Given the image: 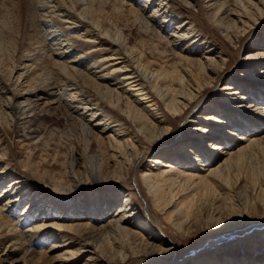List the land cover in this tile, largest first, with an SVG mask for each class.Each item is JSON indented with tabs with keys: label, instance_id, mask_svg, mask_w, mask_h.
I'll list each match as a JSON object with an SVG mask.
<instances>
[{
	"label": "bare ground",
	"instance_id": "1",
	"mask_svg": "<svg viewBox=\"0 0 264 264\" xmlns=\"http://www.w3.org/2000/svg\"><path fill=\"white\" fill-rule=\"evenodd\" d=\"M174 1L178 4L175 5ZM19 3L16 11L10 8V4V6L4 5L0 7V61L4 59V61L8 60L7 63H9L15 60L17 62L15 65L13 64L14 61L10 62L13 70H23L17 76V82H13V84H10L11 79H8L10 82L6 80L8 82L6 84L0 74V93H4V96H2L8 104L4 103V105L9 106L8 108L11 110L10 112L5 111L2 100H0V129L5 133V136L7 131L4 128V123H7L8 120L13 121L23 115V121L31 123L28 127L22 129V136L26 138V141H21V147L25 149L29 145V139H35L40 135L43 128L35 126L39 118L36 117V113L31 114L34 105L31 106V102L28 103L27 101L44 93L48 95L54 94L58 96V99H61V94L63 93L65 98H68V103L71 104V107L65 106L66 111L81 116L82 120L87 117H89L88 121L91 122L98 119L93 126L101 128L99 139L110 141L115 148L121 147L125 150L130 149L129 146L132 144L135 149L139 146L143 147L142 137L150 143L159 140L163 134L172 130V118L176 116L183 115V120L180 124L183 129L191 117L195 118L193 116L196 110L209 111L210 113L208 112L204 116H196L198 119H202L205 125L194 128L196 132L192 135V139L189 142L190 145L187 151L194 153L195 157L192 158L193 160H188L186 155L184 153V155L181 154V152L172 154V156L175 155L173 160L178 161L179 166L185 167L183 170L173 167L168 170L162 169L159 172H154L149 168L145 173L143 172L144 182L152 194L156 207L165 215L169 223L183 230L184 228H190L189 224L192 223V226H194L195 221L201 220L203 209L208 205L212 206L218 214L225 212L227 214H236L241 211L238 209L241 207V200H238V198H243L244 195L242 197L238 195L242 191H244V194L247 193L250 184L254 194H256L253 205L259 203L264 207V186L262 184L264 176L261 172L256 173L255 170L251 172L250 177L246 178L248 180L246 185L240 186L244 189L240 190L239 194L237 188L239 187L238 181L240 178L236 174V177L234 176L236 182L232 183L230 179L231 175L235 173L231 174V170H238L240 166L242 167L241 163L243 162L244 164V160L250 154L259 157L261 145L264 144L260 143L264 140V136L257 137L255 135L257 130H264V116L259 113L246 114L238 106H233L232 108L231 105L233 101L242 102L246 100L264 104V80L252 78L253 76H250L251 78L249 79H240V77L245 75L241 73L238 78L236 76L229 83L224 84L222 89L229 90L223 96L224 102L211 100L205 106V98L201 97L202 92L207 90L206 86H209V83L212 84L215 80L213 81L212 78L211 82L207 81L209 83H201L202 75L217 70L214 66L216 63L221 69L227 68L230 62H228L229 57L222 51L221 46L213 38L204 35L192 17L183 15L182 9H191L190 6L194 5L193 0H32V2L25 4L23 1ZM43 5L44 7L41 8ZM105 6H108L109 10H106L108 7L105 8ZM43 10L44 12H42ZM200 11L207 16L206 20L209 23L210 30H212L211 32L215 33L222 30L225 36L237 44L244 39L243 36L247 33L245 25L249 23L251 17L255 18L254 22L260 23L259 26L262 25L264 0H206V3H200ZM21 13L25 14L26 18ZM77 13L93 22L94 26L105 37L95 36L84 22L82 24L75 18L74 15ZM22 17L27 20L29 26L36 29L42 25L46 28V25L51 23L48 27H51L52 30L46 28L47 31L43 33L45 38L43 43H40L38 39L33 42V45L25 43L22 45L21 42L19 43L17 34H19L18 29L21 26L17 28L16 20L19 21ZM241 17L247 18L244 24L239 19ZM114 18L117 20L131 19L135 27H138L140 33L149 37L150 45L147 47L149 51L147 52L146 50L145 52L143 50L144 38H141L136 43L132 42V38H126V35L118 27L113 32L110 26L113 24L117 26L114 23ZM239 22L241 23L240 26L238 25ZM253 23H250V25L252 26ZM238 28H241V33L237 31ZM40 30L42 31L43 29L40 28ZM243 33L245 34L243 35ZM249 36L245 37L244 42ZM258 41L264 42V34L259 37ZM147 43H145V46ZM160 44H166L168 47L170 45L171 53L165 54L167 51L160 49ZM102 46L113 48V50L105 49ZM254 47L257 48L258 46L254 43V46L252 45L249 49H255ZM96 51L100 53L94 54ZM45 52H51L52 57L57 55L60 60L63 59L56 63L61 68L62 73L57 74V80L52 79L49 81V73L46 71L49 69H44V66L40 64L42 61H38L47 58ZM171 55L174 62L172 64L166 63V57ZM155 56L162 62L157 63L151 60ZM246 61L247 63L244 65L246 67L245 71L264 72L263 54L249 55ZM81 68H83V74L79 72ZM25 78L33 81L30 87L22 88V90L17 89L20 80H25ZM98 80L102 82L97 84ZM175 85H178V87H175ZM111 86L116 89L110 88ZM96 88L97 90L98 88H104L109 94V98L106 99L108 104H104L101 108L99 103H92L93 95L91 92L95 93ZM3 89L5 91H2ZM151 89L152 92H155L159 101H162L165 106L163 109L169 114L161 111L162 108L158 104L159 101L152 96ZM101 91L99 90V92ZM125 95L128 97L125 98L126 100L123 99ZM235 95H238L237 98H232ZM25 97L28 99L25 100L27 104L16 106L15 108V102ZM112 98L114 99L112 100ZM226 101L227 103H225ZM249 104L248 107L262 108V106H258L259 104ZM88 112L90 114L86 115ZM109 113L118 117H114ZM113 122L115 124L110 126ZM129 124L136 126L138 132L136 135L127 133L125 128ZM113 128L115 129L112 130V135L105 136L107 131H111ZM237 131L239 133H236ZM184 137H187L186 134H183L182 138ZM206 137L215 141L208 150L202 146V141ZM136 141L139 145L135 144ZM237 141H241L244 144L241 143L242 145L236 151L230 150L229 147H232ZM1 143L0 138V149ZM217 150H222L220 154H227L229 157L219 162V165H214L213 160L217 157L214 152ZM167 153L169 154V151L159 153V156H156L151 161L157 165L163 163V159L169 157ZM6 154L7 150L0 152V159L6 158ZM201 155L202 157H200ZM1 162L0 186L12 177L9 164L4 166ZM17 162L28 175H33L32 177L34 178L30 180L33 184L44 182L47 175L40 173L33 163L30 164V161L24 160ZM171 164L167 163V166ZM212 164L213 166L210 167ZM247 173L249 175L250 171ZM49 177L53 181L54 189L57 193L66 190L68 185L66 186L67 183H65L66 181L64 182L63 178ZM27 179L26 176L25 178L23 176L14 177L10 184L0 192V247L4 245L8 237L13 236L16 233L15 231H17L9 227L5 221L4 212L13 213V208L17 204L20 205L21 203L19 202L25 199V208L22 214L17 216V219L24 226H32L26 227L22 234H27L36 227L44 229L52 226V228L69 230L75 232V234L78 233L76 235H80L82 232H88L91 235L95 230L104 227L107 233L109 232L108 234L125 236L132 250L139 247V252L159 249L160 253H163L171 249L168 243L162 240L163 238L159 239V235L156 236L155 231H147L148 222L143 219L141 210L134 206L129 193L125 196L124 204L117 208L113 219L103 226H97L92 224V221L82 222L83 218L86 217L85 212L84 210L78 212V209L84 208L86 211L88 210L89 213H86V215L92 213V220L99 221L101 216L105 215L103 213H107L109 208L115 205L120 193L118 194L119 196L114 194L108 197L104 204H102L101 199L93 198L91 199L92 206L89 205V207L80 204H69L63 207L59 200L61 196L55 195L52 199L55 201L52 208L47 203L40 209V213L34 214L35 207L40 202L37 194L33 195L30 200L28 199L35 189H33L32 183ZM219 179L224 181L225 185ZM182 180H184V183L179 184ZM178 185L186 194L183 193L177 196L178 194L174 192V186L177 187ZM256 200L259 201L257 202ZM242 204L248 206L247 200H244ZM78 205H80L79 208L77 207ZM59 211L61 213L57 214L56 212ZM73 215L75 219L80 221L68 223L69 220H74ZM2 216L5 220L2 219ZM55 216L59 220L56 223L50 224L42 221L43 223L37 224L41 220L51 217L55 218ZM141 219L144 221L142 222ZM260 220L263 222L264 218ZM241 226L237 224L233 231L209 240L208 245L202 248L193 249L188 253L189 258H193L192 262L194 261V264H264V256L249 258L238 256L237 251L234 250L228 255H224L225 251L223 250L217 254L204 250V248L216 244V241L221 244L229 241L232 235L238 236L241 233ZM21 239V241L17 239L9 243V252L11 250L22 252L23 250L24 253L20 257L21 259L26 262L35 261L38 257L37 251L27 245L31 242V239H27L23 235H21ZM65 241L64 245L71 243L68 239H65ZM89 242L81 239V244L78 243L80 247L69 253L72 255L89 253V257H87V263L89 262V264H111L112 260L102 258L95 251H89L91 250ZM135 251L134 254L139 253L137 250ZM41 254L45 255V252ZM124 255L121 254L123 258L125 257ZM119 256L120 254H118V258ZM38 259L40 258L38 257ZM200 260L204 262L200 263ZM175 262L166 261L161 262V264H174Z\"/></svg>",
	"mask_w": 264,
	"mask_h": 264
},
{
	"label": "rangeland",
	"instance_id": "2",
	"mask_svg": "<svg viewBox=\"0 0 264 264\" xmlns=\"http://www.w3.org/2000/svg\"><path fill=\"white\" fill-rule=\"evenodd\" d=\"M21 1H23L24 4L32 2V0H6V2L5 0H1L0 7L10 4V8L13 9V11H16L18 9L17 7L20 4L19 2ZM193 2L195 6L191 5V9H182L183 15L192 17L196 24L199 26V30H201L204 35L213 38L221 46L222 51L226 54L227 57H229L228 62H230V64L227 65V68L221 69H219V66L217 65L218 63H216V65L214 66L217 70L208 72V74L206 75H202L201 83H209L211 82L212 78L213 81L215 80L212 84L209 83V86H206L207 90L202 92L203 94L201 97L205 98V106L208 105L211 100L224 102L223 96H225L227 91H229L222 89L224 87V84L229 83L230 80L232 78H235L236 76V78H238V75L241 73L245 75L240 77V79H249L251 78L250 76H253L252 78L259 79L261 81L264 80V72L256 73L245 71L246 67L244 66L247 63L246 59H248L249 55H264V42L258 41L259 37L264 34V19L262 25L259 26L260 23L254 22L255 18L253 19L251 17V19H249V23L245 25L247 33L245 36H243V38L245 39V37H248L250 34L251 36H249V38L245 42L243 39L241 40V43L236 44L232 42L227 36H225L222 30H220L219 32H215L216 34L211 32L212 30H210L209 23L206 20L207 16L204 12L200 11V3H206V0H193ZM174 4L176 5L178 3L174 1ZM43 7L44 5L41 6V8ZM107 7L108 6H105V8ZM66 9L69 11L68 8ZM106 10H109V7ZM42 12H44V10ZM77 14L74 15L75 18L78 19L82 24L84 22L86 27H88L95 34V36H104L102 35L101 31L94 26L95 24L93 22ZM23 16L26 18L25 14H23ZM24 17L20 18L19 21L15 19L18 24L17 28L21 26V31L20 29H18L19 34L16 33L19 43L21 42L22 45L24 43L33 45V42H35L37 39L40 43H43L45 41L43 33L47 31L46 28L52 30L51 27H48L51 25V23H48L46 25V28L42 25L41 27L37 26L38 29H36L29 26L27 20ZM239 19L243 21L241 22L242 24L247 21V18L244 17H241ZM114 23H116L117 26H115L114 24L110 26L113 32H115L118 27V29H120L121 32L126 35V38H132V42L136 43H138L141 38H144L145 42L143 50H145V52L146 50L147 52L149 51L147 48L150 45V40L148 39L149 37L142 35L138 27H135V25L132 23L131 19L117 20L116 18H114ZM241 23L239 22L238 25L240 26ZM250 23H253L252 26L250 25ZM40 28H42L43 30L41 31ZM240 29L241 28H238L237 31L241 33L242 30ZM20 32L22 33L20 34ZM61 33L63 34V32ZM244 34L245 33H243V35ZM253 42L258 47H254L255 49L250 50L249 47H251L252 45L254 46ZM145 43H147L146 46ZM160 45V49H165L167 51L165 54L171 53L170 45L169 47L166 44ZM102 47L105 49L108 48L107 46ZM108 50H113V48H108ZM98 53L100 52H94V54ZM45 54L47 55V58L38 61H42L40 62V64L41 66H44V69H49L46 70L49 73V81L52 79L57 80V74L62 73L61 68L56 63L57 61H62L63 59L60 60L59 56L57 55H54V57H52L51 52H45ZM166 59V63L172 64L174 62V59H172V55L166 57ZM151 60L156 61L157 63L162 62L156 56L152 57ZM7 61L8 60L4 61V59L0 61V74L6 84L8 83L7 81H9L8 79H11V82H9L10 84H13V82H17V76L23 70H13V66L10 64V62L14 61V65L17 62H15V60H12L7 63ZM6 63L9 65L7 66ZM80 70L81 71L79 72H82L83 68H81ZM83 73L84 72H82V74ZM208 80L209 82H207ZM32 82L33 81L30 79H21L18 83L19 86L17 89L22 90V88H28L30 87ZM97 82V84H99L102 81L98 80ZM175 87H178V85H175ZM110 88L116 89L114 86H111ZM99 90H102L101 92L104 91L102 93L103 95L101 94V92H99ZM2 91H5V89H3ZM95 91V93L93 91L91 92V94L93 95L92 103H99L100 108L104 106V104H108V101L106 99L109 98V94H107L106 90L104 88H98L97 90L96 88ZM150 91L152 92V89ZM97 92H99L100 95L99 93L96 94ZM112 92L116 94L114 90H112ZM151 94L153 97L157 98L155 92H152ZM2 95L4 96L3 92L0 93V100H2L3 107H5V111L10 112L11 110H9V106H7L8 104L5 101L6 99H4ZM238 95L232 96V98H237ZM66 98L63 93L61 94V99H58V96L54 94L48 95L47 93H44L39 94L36 97L31 98V100L27 101L28 103L31 102V106L34 105V109L31 114L36 113V117L39 118V121L35 126H37V128L38 126H40L39 128L43 129L40 135L35 139H29V141L27 140L29 142V145L25 149H23L24 147H21V141H26V138L22 136V129L28 127L31 122L25 123L23 121V115L13 121L8 120L7 123H4V128L6 129L7 134L5 136V133L0 129V138L2 141L0 152L2 153L7 150V154L6 158H1L0 161H2L1 164H3L4 166L6 164H9V167L11 168L10 171H12V177L7 179V181H5V183L0 186V192L8 184H10V181L14 177L23 176L25 178L26 176L28 178L27 180L29 181L34 178L32 177L33 175L30 176L27 172L22 170V166H20V164L17 162L20 160L30 161V164L33 163L40 173L47 175L44 182H38L39 184H33L30 181L32 183V186L34 187L33 189L35 190L33 191L32 195L28 197V199L30 200L33 195L37 194V198L40 202L39 205L35 207L34 214H38V212L40 213V209L47 205V203L48 206L52 208L55 203V201H53L52 199L53 197H55V195L61 196L59 200L63 207L69 204H80L84 206L87 205V207H89V205L92 206L91 199L93 198L101 199V201L103 202L102 204H104L108 197L113 196L114 194H116L117 196L120 195L115 205L109 208L107 213H103L105 215L101 216V220L99 221L92 220V213L86 215V213H89L88 210L86 211V209L84 208L78 209V212H81L82 210H84L85 212L86 217L83 218L82 222L92 221V224L97 226H103L107 224L111 219H113L117 208L120 205L124 204L125 196L127 193H129L134 206L138 207L141 210L143 219H146L148 222L147 231H155L156 236L159 235V239L163 238L162 240L166 241L171 249H168L167 252L163 253H160L159 249H149L139 252V247H136L135 250H137L139 253L134 254L136 251L130 248V243L129 241H127V238L125 236L112 233L108 234L109 232L107 233L104 227H100L98 230H95V232H92L91 235L88 234V232H82L80 235H76L78 233L75 234V232H71L69 230L52 228V226L45 227L44 229H38L36 227L27 234H22L26 227L32 226H24L17 219V216L22 214L23 209L26 205V200L22 199L19 202L21 204H17V206L13 208V213L15 212V214L9 211H5L4 218L6 220L2 216V219L8 223L9 227L17 231H15L16 233L13 236L8 237V239H6V241L4 242V245L0 247V264H86L89 253H77L76 255H72L71 253H69L80 247L79 244H81V239L84 241H90L89 245L91 246V250L89 251H95L97 252V255L101 256L102 258L112 260L111 264H161V262L166 261H176L174 264H194V261L192 262L193 258H189L188 253L190 251L196 248H202L205 245H208L207 243L209 242V240L224 235L226 234V232L233 231V228L237 224L242 225L240 227L241 229L239 228L241 233L238 236L232 235L229 241L222 242L221 244L217 243L216 241V244L204 248V250L216 254L223 250L225 251L224 255H228L229 253L233 252L232 250H234L237 251L238 256H246L249 258H260L261 256H264V221L262 222L260 220L261 218H264V207L259 203L253 205L256 194H254L251 184L249 185V191H247V193L245 194L244 191H242V189L244 188L240 187L246 185V181H248L247 179L250 177L251 172H253L254 170L256 171V173L261 172L264 176V152H262L264 151V144H262L264 143V140L260 142L262 144V148L260 150L261 152L258 154L259 157H256V155L253 154L255 156L254 157L252 154H250L247 159L244 160V164L243 162L241 163V165H243V168L240 166L238 170H231V174L235 172L230 177L232 183H234V181L236 180V174L240 178L238 181L239 187L237 188V192L239 194V191H242L241 194L238 195L239 197H242L244 195L243 198H238V200H241V207L238 208L241 211H238V213L236 214H227V212L218 214L212 208V206L208 205L203 209L201 220L195 221L197 223L194 222V226H192L191 223L189 224L190 228L188 229H178L172 223H169L165 215L156 207L152 198V194L149 191L146 183L144 182L143 174L149 168H151V170H153L154 172H159L162 169L168 170L173 167L183 170L185 167H182L181 165L179 166V164L177 163L178 161L176 162L173 160V157L175 155L172 156V154L181 152V154L184 153L186 155L188 160H193L192 158L195 157L194 153H189L187 151L190 145L189 142L192 139V135L196 132L194 128L203 127V125H205L202 119L200 120V118L198 119L197 117L201 115L204 116V114H207L209 111L196 110L194 113L195 115L193 116L195 118L191 117L187 122V125L183 129L180 126L183 120V115L176 116L172 118V130L169 133L163 134L159 140H155V142L150 143L149 141H146L144 137H142L141 140L143 139V147L139 146L135 149L132 144L129 146L130 149L125 150L121 147L115 148L114 145L110 143V141L108 142L106 140L104 141L99 139L101 135V128L93 126L98 121V119L91 122L88 121L89 117H87L85 118V120L84 118L82 120L81 116L75 113L71 114L70 112L66 111L65 106L71 107V104L68 103V98ZM125 98L128 97H126L125 95L123 99ZM113 99L114 98H112V100ZM25 100H28L27 97L21 98L16 101L17 103L15 102V108L16 106H24V104H27ZM157 101H159V98H157ZM4 103L7 105H4ZM225 103H227V101ZM249 103H253L256 105L259 104L258 106H262V108L256 109L254 106L248 107L250 105ZM158 104L162 108L161 111L166 114L167 111L163 109V107L165 108V106L162 104V101H159ZM233 106H238V108H240V110L244 111V113L246 114L259 113L264 116V104L262 103L251 102V100L242 102L233 101L231 107L233 108ZM89 114L90 113L88 112L86 115ZM109 114L114 117H118L115 114ZM30 117L32 118V116ZM114 124L115 122L111 123L110 126H113ZM114 129L115 128L111 129V131H107L105 136L112 135V130ZM125 129L127 130V133H133L134 135L138 133L136 126L132 124L126 125ZM236 133L239 132L237 131ZM183 134H186L187 137L182 138ZM255 135H257V137H263L264 130H257V133ZM214 142V139H209L206 137L202 141V146L204 148H207L208 150V148H210V146ZM241 143L244 144L241 141H237L234 145H232V147H229L230 150L236 151L237 148L242 145ZM135 144L139 145L137 141ZM168 151L169 154H167L169 157H165V159H163V163H159L157 165L156 163L151 161L156 156H159V153H166ZM220 151L222 150H217L214 152V154L217 156L213 160L214 165H217L219 162H222L225 158L229 157V155L227 154H220ZM200 157H202V155ZM167 163L172 164L170 166H167ZM212 166L213 164L210 165V167ZM249 171L250 173L248 175L247 172ZM206 173L208 172L206 171ZM49 176H55L57 178L60 177L61 179L63 178L64 182L66 181L65 183H67L66 186L68 185L66 187V190L61 191V193H57L54 189L55 186L53 185V181L50 180L51 178ZM219 180L225 185L224 181H222L221 179ZM182 182L184 183V180L178 183L181 184ZM69 183L71 184V187ZM262 184L264 186V178L262 180ZM174 188V192L178 194L177 196L183 193L186 194L181 190L179 185L177 187L174 186ZM59 200L57 199V201ZM244 200H247L248 206H244L242 204ZM256 201L258 202L259 200ZM80 205H78L77 207L79 208ZM56 213L59 214L61 213V211ZM73 219L74 220H69L68 223L80 221L79 219H75V216L73 217ZM143 219H141L142 222L144 221ZM42 221L53 224L58 222L59 220L55 216V218L51 217L46 220H41L37 224L43 223ZM21 235H23V237H26L27 239H31V242L27 245L37 251L38 257L40 259H38L37 257L35 261L26 262L24 259L20 258L24 253L23 250L22 252L12 250V252H9V243L17 239H20L19 241H21ZM119 238L122 239L119 240ZM65 239H68L71 243L68 245H64L66 243ZM119 251L121 252L119 253ZM40 252H45V255L41 254ZM118 254H120L119 258ZM121 254H125V257L123 258ZM199 262L202 263L204 261L200 260ZM87 264H89V262Z\"/></svg>",
	"mask_w": 264,
	"mask_h": 264
}]
</instances>
